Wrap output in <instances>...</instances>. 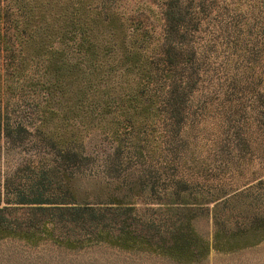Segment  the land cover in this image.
I'll use <instances>...</instances> for the list:
<instances>
[{"label":"trees","instance_id":"obj_1","mask_svg":"<svg viewBox=\"0 0 264 264\" xmlns=\"http://www.w3.org/2000/svg\"><path fill=\"white\" fill-rule=\"evenodd\" d=\"M128 3L0 0V143L24 152L0 238L185 262L257 243L264 210H232L261 193L226 185L264 150V0ZM84 175L105 194L80 197ZM139 195L161 205L142 214ZM203 209L211 245L191 223Z\"/></svg>","mask_w":264,"mask_h":264},{"label":"rangeland","instance_id":"obj_2","mask_svg":"<svg viewBox=\"0 0 264 264\" xmlns=\"http://www.w3.org/2000/svg\"><path fill=\"white\" fill-rule=\"evenodd\" d=\"M135 1L137 0H128V4H135ZM6 95L9 98L8 105L11 106L12 94L7 92ZM10 111L8 109L5 113L9 114ZM95 137L99 136L96 135ZM97 142L98 140L88 145L89 148ZM0 146V204L3 205L4 200H6V195L3 192V178L13 172L24 152L19 148L7 150L1 143ZM201 154L206 155L208 153L202 151ZM242 170L243 175H235V180L227 184L226 187H238L239 192H241L246 186L252 184L253 191L261 194H259L260 198L256 202L253 196L250 197L253 203L250 205H246L247 203L244 202L245 199L247 202L250 201L246 196L238 194L237 196L240 197L241 201L240 206L232 211L240 209L244 212L253 211L258 213L263 211L264 150L255 151L252 160L243 164ZM260 180L261 182L258 183ZM73 187L80 197L88 195L95 198L99 197L100 193L105 194L103 193L105 192V184L100 177L78 176ZM136 200L138 202L136 206L142 214L146 212H148L146 214H150L149 212L152 210H148V208L156 210L161 205L155 201L152 202L153 199L145 197V195L137 196ZM27 211V206H19L14 213L24 217L28 214L29 211ZM213 214L212 209L199 210L191 221L196 231L207 239L210 245L213 242L215 226ZM227 224L232 225L231 222ZM0 264H264V238L257 243L234 250H218L211 245L209 252L204 257L185 262L149 250H128L106 242H94L81 247L69 248L47 238L40 239L36 244H32L24 239L8 236L0 238Z\"/></svg>","mask_w":264,"mask_h":264}]
</instances>
